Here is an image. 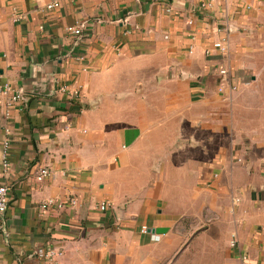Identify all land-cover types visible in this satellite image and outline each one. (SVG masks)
Wrapping results in <instances>:
<instances>
[{"label": "crops", "instance_id": "1", "mask_svg": "<svg viewBox=\"0 0 264 264\" xmlns=\"http://www.w3.org/2000/svg\"><path fill=\"white\" fill-rule=\"evenodd\" d=\"M48 1L0 0V264H264V0Z\"/></svg>", "mask_w": 264, "mask_h": 264}, {"label": "built area", "instance_id": "2", "mask_svg": "<svg viewBox=\"0 0 264 264\" xmlns=\"http://www.w3.org/2000/svg\"><path fill=\"white\" fill-rule=\"evenodd\" d=\"M61 0H49L46 4H45V8L46 10H52L56 7L59 6ZM65 32L67 34H70V35H74V36H80L81 33H82V28H81V25L80 24H74V25H68L65 27ZM214 47L217 48L220 52H225L227 50V46H226V43L224 40H218L216 42H214ZM219 74L224 77L226 76L227 74V70L225 68H220L219 69ZM232 89H235V86H231ZM62 89V88H61ZM8 90L7 87H4L2 89H0V92H6ZM20 98V94H15L12 96V100H18ZM7 145V143H6ZM50 174V169L47 167V166H43V167H40L36 174H35V179L37 181H42L44 178H46L48 175ZM8 186L7 185H0V234L3 233L4 231V224H3V219H2V216L4 215L6 209H7V206H8ZM71 203H74V200H70ZM56 205L57 207H62V203L61 202H58L56 204V202L54 201V199L50 198V199H47L45 200L43 203H42V207L43 208H47L49 206H52V205ZM108 208V204H106L105 202H101L99 205H98V209L100 211H105L106 209ZM61 252H58V254H60ZM55 254V252L52 250L50 252V256H53Z\"/></svg>", "mask_w": 264, "mask_h": 264}, {"label": "rangeland", "instance_id": "3", "mask_svg": "<svg viewBox=\"0 0 264 264\" xmlns=\"http://www.w3.org/2000/svg\"><path fill=\"white\" fill-rule=\"evenodd\" d=\"M213 235H215V236H218V234H217V232L215 233V232H213ZM220 235V234H219Z\"/></svg>", "mask_w": 264, "mask_h": 264}]
</instances>
